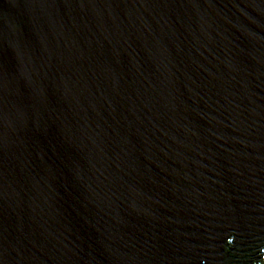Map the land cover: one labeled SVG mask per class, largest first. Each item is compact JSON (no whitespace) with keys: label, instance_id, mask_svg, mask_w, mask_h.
Listing matches in <instances>:
<instances>
[{"label":"water","instance_id":"95a60500","mask_svg":"<svg viewBox=\"0 0 264 264\" xmlns=\"http://www.w3.org/2000/svg\"><path fill=\"white\" fill-rule=\"evenodd\" d=\"M0 264H264V0H0Z\"/></svg>","mask_w":264,"mask_h":264}]
</instances>
